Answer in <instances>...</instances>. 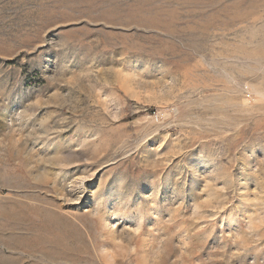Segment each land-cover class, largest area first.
<instances>
[{
    "label": "rangeland",
    "instance_id": "rangeland-1",
    "mask_svg": "<svg viewBox=\"0 0 264 264\" xmlns=\"http://www.w3.org/2000/svg\"><path fill=\"white\" fill-rule=\"evenodd\" d=\"M0 264H264V0H0Z\"/></svg>",
    "mask_w": 264,
    "mask_h": 264
},
{
    "label": "snow or ice",
    "instance_id": "snow-or-ice-1",
    "mask_svg": "<svg viewBox=\"0 0 264 264\" xmlns=\"http://www.w3.org/2000/svg\"><path fill=\"white\" fill-rule=\"evenodd\" d=\"M76 195H79V193H76Z\"/></svg>",
    "mask_w": 264,
    "mask_h": 264
}]
</instances>
